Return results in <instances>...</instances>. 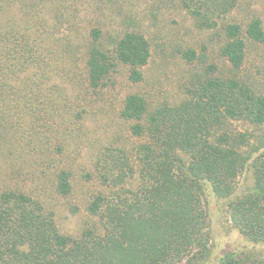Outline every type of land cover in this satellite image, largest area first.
<instances>
[{
  "label": "trees",
  "instance_id": "1",
  "mask_svg": "<svg viewBox=\"0 0 264 264\" xmlns=\"http://www.w3.org/2000/svg\"><path fill=\"white\" fill-rule=\"evenodd\" d=\"M140 1L0 0V264H205L212 252L207 186L228 199L234 226L253 244L211 264H264V134L234 125L264 126V89L239 74L248 40L264 46L257 16L224 23L226 67L200 56L180 98L154 105L139 91L125 96L118 116L139 142L95 143L96 174L86 176L96 190L78 234L62 231L44 191L29 189L50 171L56 194L74 193L62 158L82 134L86 109L73 108L82 85L106 86L119 63L131 82L144 79L151 42L137 18ZM159 1H177L204 29L235 6ZM183 56L191 62L196 51ZM247 166L252 184L234 196Z\"/></svg>",
  "mask_w": 264,
  "mask_h": 264
},
{
  "label": "rangeland",
  "instance_id": "2",
  "mask_svg": "<svg viewBox=\"0 0 264 264\" xmlns=\"http://www.w3.org/2000/svg\"><path fill=\"white\" fill-rule=\"evenodd\" d=\"M136 10L140 28L146 32L151 42V57L144 67V79L137 83L131 82L128 79L129 68L119 63L111 79L107 80L106 86L93 89L82 85L81 92L75 93L73 108L79 111L86 109L79 120L82 134L66 145L62 158V164L73 173L74 193L70 197L56 194L52 188L54 183L50 171L35 183L30 181L29 189L33 195L44 191L52 199L57 208L59 226L62 231L71 234H78L88 218L84 209L85 201L96 190L94 179L89 181L86 176L87 173L93 176L96 174L93 152L95 143L100 141L101 144L107 145L124 141L123 144L128 143L127 146H130L133 142H139L138 138L130 136L126 123L118 116L125 96L130 92L139 91L154 105L180 98L185 93L187 84L193 80V71L201 64L200 56H207L208 60L205 62L215 61L226 67V60L220 54V34L224 23L234 19L244 25L253 16L264 22V0H235L232 11L217 18L218 26L213 29L199 27L196 19L182 9L177 1L141 0ZM190 48L196 51V56L191 62L183 56V52ZM80 71L85 73L82 61ZM239 74L264 89V46L248 40L246 59ZM79 82L82 83V79ZM76 85L79 86L78 81ZM234 125L238 130H256V133L264 134V126L257 130L243 121H235ZM55 141L54 138L51 139L52 146ZM33 175L22 177L33 180L35 178H30ZM20 183L25 184L22 181ZM251 184L252 172L247 166L237 178L234 196L246 191ZM70 204L79 206V212L70 211ZM204 204L210 214L212 233V252L205 264L213 263L227 251H242L253 246L234 226L228 212V199L218 197L210 186H207ZM184 263L185 261H182L179 264Z\"/></svg>",
  "mask_w": 264,
  "mask_h": 264
}]
</instances>
